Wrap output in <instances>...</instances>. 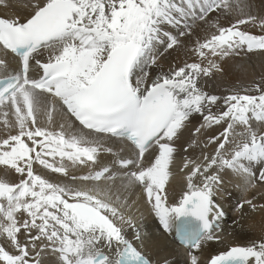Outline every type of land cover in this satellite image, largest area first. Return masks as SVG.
I'll return each mask as SVG.
<instances>
[{
  "label": "snow or ice",
  "instance_id": "1",
  "mask_svg": "<svg viewBox=\"0 0 264 264\" xmlns=\"http://www.w3.org/2000/svg\"><path fill=\"white\" fill-rule=\"evenodd\" d=\"M22 6L23 19L0 17V172L19 177L0 176V264H169L145 250L137 191L162 234L183 246L186 264H201L205 247L224 240L215 196L225 178L246 193L264 185V77L224 96L206 91L204 78L223 73L229 58L264 55V15L252 0ZM197 26H206L192 48L198 62L164 71L161 58ZM195 117L202 122L183 151L200 155L183 157L185 188L170 203L177 142ZM216 126L222 131L209 134ZM245 204L257 208L246 198L237 210ZM206 264H264V236L226 246Z\"/></svg>",
  "mask_w": 264,
  "mask_h": 264
},
{
  "label": "bare ground",
  "instance_id": "2",
  "mask_svg": "<svg viewBox=\"0 0 264 264\" xmlns=\"http://www.w3.org/2000/svg\"><path fill=\"white\" fill-rule=\"evenodd\" d=\"M27 3V0H8L9 7L5 8L0 5V17L15 18L19 16L23 19L27 9H24L22 4ZM253 8L255 10H261L264 12V0H252ZM216 13H212L210 19L216 18ZM220 23L227 26L229 20L220 18ZM247 30L252 31L254 34H259L258 28H252L250 26H242ZM206 34L205 27H194L193 35L185 36L182 38V44L179 48L170 50L161 58V65L164 71H167L170 66H183L184 63L198 62V58L192 52V48L195 46L197 39H203ZM13 67L15 63L13 62ZM224 72L215 73L212 77L204 78L205 90L218 95L224 96L233 89L242 88L245 86H252L255 83L261 82V78L264 77V55L260 54H248L240 57L229 58L223 64ZM157 69H152V72H156ZM60 121V117L57 116V124ZM199 117H195L192 120V124L189 126V130L184 132V135L180 141L177 142L178 151L175 156V162L172 167L173 176L171 178L169 189L171 195L169 202L178 200L180 194L185 188V179L183 173L180 172V168L183 166V157L196 158L200 155V148H189L188 152H184L183 149L190 142L191 131L201 123ZM222 131V127L216 126L215 129L209 130V134H218ZM201 147L203 142L207 140V135L200 136ZM115 148L116 146L113 145ZM208 152L213 151V146H209ZM128 156V153H123ZM102 164L111 166L113 157L109 154H101L99 157ZM39 171V166H35ZM2 168V166H0ZM46 171V170H45ZM79 175L88 174V169L75 170ZM47 178L57 182H66L65 178L60 174L46 172ZM0 176H6L10 182H17L19 177L11 172H0ZM79 183V182H77ZM252 199L253 203L257 206L253 211L247 204L243 209L237 210L238 205L244 201V199ZM132 199L138 200L137 207L139 212L137 215V226L140 228L142 234L145 237L146 252L153 260H162L167 258L169 264H186L187 257L184 253V249L176 246L171 236L165 237L162 234L158 221L148 211V206L144 203V197L137 191V194L132 196ZM217 203H223L226 207V219L223 223L224 228V240L223 243H209L203 253L201 254V264H206L207 258L210 255L216 254L218 251L223 250L229 245H246L252 241H259L261 236H264V209L260 208L261 204H264V185L257 184V187L248 191H244L240 186L239 181L233 178H225L223 187L217 192L215 196ZM128 238L133 239V233L128 230Z\"/></svg>",
  "mask_w": 264,
  "mask_h": 264
},
{
  "label": "rangeland",
  "instance_id": "3",
  "mask_svg": "<svg viewBox=\"0 0 264 264\" xmlns=\"http://www.w3.org/2000/svg\"><path fill=\"white\" fill-rule=\"evenodd\" d=\"M254 9V8H253ZM254 12L257 13V14H260V15H264V12L261 11V10H255L254 9ZM21 239H23V237H21Z\"/></svg>",
  "mask_w": 264,
  "mask_h": 264
}]
</instances>
